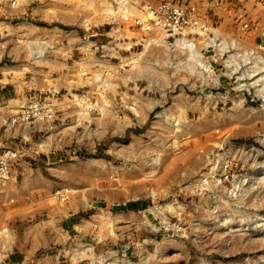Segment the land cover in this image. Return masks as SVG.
Returning a JSON list of instances; mask_svg holds the SVG:
<instances>
[{"label": "rangeland", "instance_id": "374dc122", "mask_svg": "<svg viewBox=\"0 0 264 264\" xmlns=\"http://www.w3.org/2000/svg\"><path fill=\"white\" fill-rule=\"evenodd\" d=\"M103 1L0 4V54H23L7 61L25 67L19 97L56 106L52 121L0 140L20 151L13 179L32 169L57 182L53 165L82 161V264H264L263 76L202 40L190 64L187 50L129 28L113 1L115 15H98ZM206 6L215 30L252 47L238 7L221 17ZM46 42L55 52L38 60ZM55 193L40 206L64 207Z\"/></svg>", "mask_w": 264, "mask_h": 264}, {"label": "crops", "instance_id": "0c3cea01", "mask_svg": "<svg viewBox=\"0 0 264 264\" xmlns=\"http://www.w3.org/2000/svg\"><path fill=\"white\" fill-rule=\"evenodd\" d=\"M252 5L253 2H250L249 6ZM231 6L235 9L239 3L237 0H226V5L214 11L218 16H228L227 8ZM207 9L211 11V7ZM50 44L46 42L48 49L42 50L41 56L40 52H36L38 60L49 58L55 52ZM2 55L0 54V140L5 142L11 137H17L19 132L5 130L2 120L17 113L24 101L19 97L24 90L17 78L20 72L17 66L11 67L7 61H17V57L23 54L9 51L6 56ZM28 87L32 89L35 86H30L29 83ZM2 142L0 147L8 145ZM52 169L63 173L57 182H43L37 172L27 169L21 181L14 174V179L0 189V229L9 228L8 234L0 239V264H82L87 261L82 257V240H89L92 232L85 229L82 234V229L87 228L86 224L82 225V161L56 167L53 165ZM41 183H45L42 188ZM64 186L75 191L74 196L64 203V207L50 204L40 206L37 200L40 193L53 194ZM40 212L45 219L35 221ZM96 246L97 242L94 248Z\"/></svg>", "mask_w": 264, "mask_h": 264}, {"label": "built area", "instance_id": "2783aa9c", "mask_svg": "<svg viewBox=\"0 0 264 264\" xmlns=\"http://www.w3.org/2000/svg\"><path fill=\"white\" fill-rule=\"evenodd\" d=\"M24 0H0L8 8L19 9ZM123 14V22L133 30L147 36L158 35L178 50H190V42L202 40L205 50H216L217 54L228 55L229 59H238L248 64L264 78V0H237L235 24L238 33L253 37L252 47L243 50L240 42L224 38L215 30L212 20L203 15V6L209 5L211 11L222 8L226 0H111ZM250 2L253 5L250 7ZM189 44V45H188ZM198 45V43H197ZM238 46L240 48H238ZM235 50L236 54L229 53ZM203 60V58H202ZM20 73H26L20 67ZM83 75L86 72L83 70ZM56 106L51 99L40 101L36 98L21 102L18 112L11 119H3L5 130L14 126H29L40 120L52 121L56 115ZM11 127V128H10ZM20 151L13 147L0 148V189L13 179L14 164ZM70 189L57 190L60 202L68 201ZM9 228L0 229V239L8 234Z\"/></svg>", "mask_w": 264, "mask_h": 264}, {"label": "bare ground", "instance_id": "6f19581e", "mask_svg": "<svg viewBox=\"0 0 264 264\" xmlns=\"http://www.w3.org/2000/svg\"><path fill=\"white\" fill-rule=\"evenodd\" d=\"M102 5H104V9H100L98 7L95 9L98 15H104L105 14V15H112L113 16V15H115L117 13V12L114 11L112 6L109 3L106 2V0L103 1V3L101 4V7H102ZM189 44L188 45L190 46V48H189L190 50L186 51L185 49H183L187 53L186 62L189 61L188 63L191 64L192 62L198 63V62L202 61L201 60L202 59V54L198 50V48H197L198 45L195 43V41L190 42ZM147 46H149V44H147ZM92 262H93V264H99V261L97 263H94V261H92Z\"/></svg>", "mask_w": 264, "mask_h": 264}]
</instances>
